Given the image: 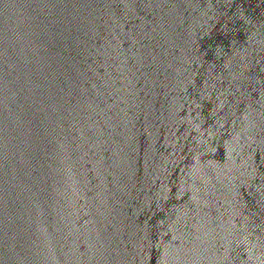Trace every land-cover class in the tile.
I'll return each instance as SVG.
<instances>
[{
    "label": "water",
    "instance_id": "95a60500",
    "mask_svg": "<svg viewBox=\"0 0 264 264\" xmlns=\"http://www.w3.org/2000/svg\"><path fill=\"white\" fill-rule=\"evenodd\" d=\"M0 264H264V0H0Z\"/></svg>",
    "mask_w": 264,
    "mask_h": 264
}]
</instances>
